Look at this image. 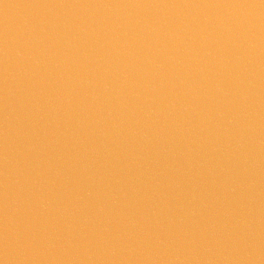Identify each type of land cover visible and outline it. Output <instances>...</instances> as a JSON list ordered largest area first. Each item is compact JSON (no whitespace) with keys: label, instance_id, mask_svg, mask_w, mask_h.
<instances>
[{"label":"water","instance_id":"water-1","mask_svg":"<svg viewBox=\"0 0 264 264\" xmlns=\"http://www.w3.org/2000/svg\"><path fill=\"white\" fill-rule=\"evenodd\" d=\"M0 264H264V0H0Z\"/></svg>","mask_w":264,"mask_h":264}]
</instances>
